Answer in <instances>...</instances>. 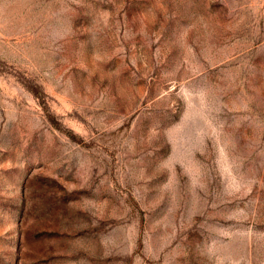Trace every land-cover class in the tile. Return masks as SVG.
<instances>
[{
    "label": "rangeland",
    "instance_id": "rangeland-1",
    "mask_svg": "<svg viewBox=\"0 0 264 264\" xmlns=\"http://www.w3.org/2000/svg\"><path fill=\"white\" fill-rule=\"evenodd\" d=\"M0 264H264V0H0Z\"/></svg>",
    "mask_w": 264,
    "mask_h": 264
}]
</instances>
